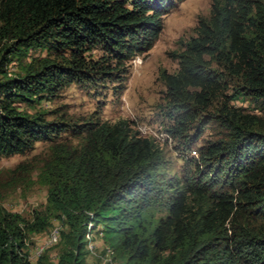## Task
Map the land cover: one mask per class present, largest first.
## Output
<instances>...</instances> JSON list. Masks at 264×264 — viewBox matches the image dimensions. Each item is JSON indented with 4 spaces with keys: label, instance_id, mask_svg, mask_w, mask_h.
Listing matches in <instances>:
<instances>
[{
    "label": "trees",
    "instance_id": "trees-1",
    "mask_svg": "<svg viewBox=\"0 0 264 264\" xmlns=\"http://www.w3.org/2000/svg\"><path fill=\"white\" fill-rule=\"evenodd\" d=\"M181 1L0 0V157L70 129L64 116L50 120L17 103H42L72 82L123 83L128 63L154 47ZM196 31L175 54L178 71L160 73L173 119L167 131L186 151L208 125L223 135L191 158L190 173L165 178L154 138L126 119L90 121L80 147L53 145L45 210L29 219L0 209V264H33L28 236L46 231L53 214L66 225L59 264H86L89 222L121 264H264V0H216ZM33 49L47 55L25 62ZM14 58L21 69L9 75ZM228 77L238 81L230 95ZM239 98L263 115L233 106ZM37 264H50L47 253Z\"/></svg>",
    "mask_w": 264,
    "mask_h": 264
},
{
    "label": "rangeland",
    "instance_id": "rangeland-1",
    "mask_svg": "<svg viewBox=\"0 0 264 264\" xmlns=\"http://www.w3.org/2000/svg\"><path fill=\"white\" fill-rule=\"evenodd\" d=\"M215 1L182 0L178 2L165 16L164 29L154 47L144 54L136 55L128 63L130 73L123 83L118 85L116 82H104L95 87H83L72 82L64 85L55 96L46 98L42 103L33 105L17 103L20 109L31 114L40 110L47 112L50 120H59L61 116H64L67 118L66 122L70 125V129L53 140L37 142L32 149L23 153L0 157V209L20 213L29 219L32 218L35 210H45L48 205L49 185L43 177V169L53 157V145L62 143L71 147H80L84 141L80 131L86 128L90 121L115 123L122 119L129 120L134 130L163 143L160 146L166 158V164L162 169L165 178L181 176L184 172L190 173L195 167L191 158L197 159L199 149L208 141L217 140L223 133H220L221 129L215 124L208 125L203 135L192 144L191 150L188 151L176 138H173L172 144L166 143L169 139H165L162 134L167 132L173 124V119L169 115L170 109L165 100L167 87L160 78V73L162 70L168 73L178 71L179 59L175 54L182 52L185 44L197 35L196 28L199 22L210 18ZM91 53L94 58H98L102 51L95 48ZM46 55L45 50L33 49L29 51L25 62ZM20 66V61L14 58L9 66V75L20 72ZM227 80L231 87L226 94L230 95L233 94V87L238 81L234 77H228ZM231 104L245 112L263 115L257 104L250 99H234ZM75 127L79 131L78 134L74 133ZM142 129L144 131L147 129V132L144 133ZM194 131L195 129H192L191 135ZM158 214L166 215L167 210L162 209ZM50 222L46 231L28 236L26 251L33 264H37L41 256L37 254V250L51 229L54 226H60L61 231L66 230L64 221L57 215L53 214ZM93 234L94 252L85 248L86 264H121L120 259L115 258L116 253L113 248L105 242L102 227L95 226ZM108 249H111L113 254H110ZM62 252L63 246L60 240L58 244L46 249L43 254L47 253L50 264H59Z\"/></svg>",
    "mask_w": 264,
    "mask_h": 264
},
{
    "label": "built area",
    "instance_id": "built-area-1",
    "mask_svg": "<svg viewBox=\"0 0 264 264\" xmlns=\"http://www.w3.org/2000/svg\"><path fill=\"white\" fill-rule=\"evenodd\" d=\"M138 60L141 62L140 57H138ZM142 131L144 133H146L147 129H146V131H144V129H142ZM162 135H164L165 139H169L168 142L170 144L173 143V138L170 134L164 132ZM163 141H165V140H163ZM93 227H94L93 222H89L88 223V230L86 233V242H87L86 247L91 252H94V234H93L94 228ZM60 239H61V228H60V226H54L51 229L47 238L44 240L43 244L38 248L37 254L42 255L46 249H48L49 247H52L53 245L58 244ZM108 251L110 254H113V251H111V249H108Z\"/></svg>",
    "mask_w": 264,
    "mask_h": 264
},
{
    "label": "clouds",
    "instance_id": "clouds-1",
    "mask_svg": "<svg viewBox=\"0 0 264 264\" xmlns=\"http://www.w3.org/2000/svg\"><path fill=\"white\" fill-rule=\"evenodd\" d=\"M166 133H168V134H170L168 131L166 132ZM141 134V133H140ZM142 135V134H141ZM171 135V134H170ZM142 136H144V135H142ZM172 136V135H171ZM145 137H148V136H145ZM172 138H174L173 136H172ZM155 141H156V139H155ZM159 145L161 144V145H163V143H159L158 141H156ZM166 143H168V144H170L168 141H166ZM161 147V146H160ZM94 228H95V226H94ZM88 230V229H87ZM87 233V232H86ZM61 240V239H60ZM85 240H86V237H85Z\"/></svg>",
    "mask_w": 264,
    "mask_h": 264
}]
</instances>
